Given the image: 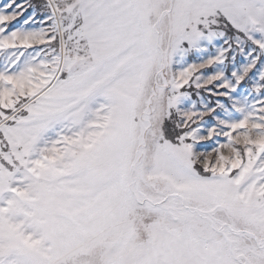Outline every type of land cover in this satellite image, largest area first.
Listing matches in <instances>:
<instances>
[{
	"label": "snow or ice",
	"instance_id": "6c2138e0",
	"mask_svg": "<svg viewBox=\"0 0 264 264\" xmlns=\"http://www.w3.org/2000/svg\"><path fill=\"white\" fill-rule=\"evenodd\" d=\"M0 264H264V0H0Z\"/></svg>",
	"mask_w": 264,
	"mask_h": 264
}]
</instances>
